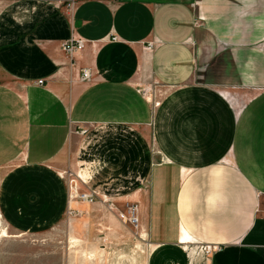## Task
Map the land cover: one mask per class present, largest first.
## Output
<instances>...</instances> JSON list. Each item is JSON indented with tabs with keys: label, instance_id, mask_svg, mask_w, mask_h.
Returning <instances> with one entry per match:
<instances>
[{
	"label": "crops",
	"instance_id": "obj_1",
	"mask_svg": "<svg viewBox=\"0 0 264 264\" xmlns=\"http://www.w3.org/2000/svg\"><path fill=\"white\" fill-rule=\"evenodd\" d=\"M0 169L17 231L64 219L68 171L137 205L146 264H264V0H0Z\"/></svg>",
	"mask_w": 264,
	"mask_h": 264
},
{
	"label": "rangeland",
	"instance_id": "obj_2",
	"mask_svg": "<svg viewBox=\"0 0 264 264\" xmlns=\"http://www.w3.org/2000/svg\"><path fill=\"white\" fill-rule=\"evenodd\" d=\"M150 86L143 91L159 105L163 91ZM3 175L0 169V183ZM62 175L70 188L71 206L53 229L17 231L0 213V264H146L147 236L140 222L132 223L129 212L137 205L97 196L94 203L81 200L79 194L84 192L77 175L68 171ZM4 231L8 236L1 234Z\"/></svg>",
	"mask_w": 264,
	"mask_h": 264
},
{
	"label": "built area",
	"instance_id": "obj_3",
	"mask_svg": "<svg viewBox=\"0 0 264 264\" xmlns=\"http://www.w3.org/2000/svg\"><path fill=\"white\" fill-rule=\"evenodd\" d=\"M70 7L74 6V2L69 4ZM117 38L115 37L114 40H116ZM153 44H151L150 46H152ZM85 47V40L80 38V37H73L72 39L66 41L63 44V50L65 52V54L69 57V58H73L78 52L82 51ZM82 80L84 82H88L91 80V73L88 70L83 71L82 73ZM39 83H43V81H40ZM78 134L80 135H85L87 133L86 129H79L77 131ZM79 197L81 200L87 201L89 203H94L96 200V194L95 193H80ZM137 207H130L129 212L132 216V223H134L136 226L139 225V218L137 216ZM206 253H212L213 252V248L211 246H208L205 248Z\"/></svg>",
	"mask_w": 264,
	"mask_h": 264
},
{
	"label": "bare ground",
	"instance_id": "obj_4",
	"mask_svg": "<svg viewBox=\"0 0 264 264\" xmlns=\"http://www.w3.org/2000/svg\"><path fill=\"white\" fill-rule=\"evenodd\" d=\"M1 222V221H0ZM1 234H3V236H8V235H6V232L4 231V232H2Z\"/></svg>",
	"mask_w": 264,
	"mask_h": 264
}]
</instances>
